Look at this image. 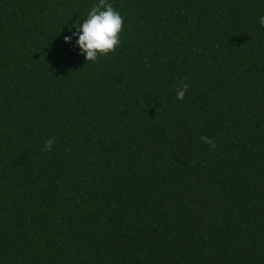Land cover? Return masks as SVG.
<instances>
[{"label":"trees","instance_id":"obj_1","mask_svg":"<svg viewBox=\"0 0 264 264\" xmlns=\"http://www.w3.org/2000/svg\"><path fill=\"white\" fill-rule=\"evenodd\" d=\"M97 2L0 0V264H264V0Z\"/></svg>","mask_w":264,"mask_h":264},{"label":"clouds","instance_id":"obj_2","mask_svg":"<svg viewBox=\"0 0 264 264\" xmlns=\"http://www.w3.org/2000/svg\"><path fill=\"white\" fill-rule=\"evenodd\" d=\"M123 17L115 10L109 0H98V2L87 13L82 24L78 23L76 31L65 36V43L75 44L79 54L83 55L87 62H95L100 56H106L120 45V33L123 25ZM258 23L264 25V15L259 16ZM188 83L181 81L176 92V98L183 100ZM202 142L211 144L207 136L201 137ZM55 144V137L49 138L42 147L43 151L51 152Z\"/></svg>","mask_w":264,"mask_h":264}]
</instances>
